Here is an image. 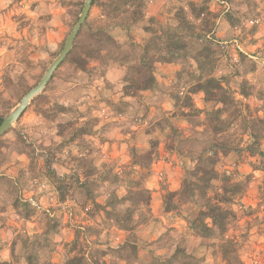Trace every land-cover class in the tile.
<instances>
[{"label": "rangeland", "instance_id": "374dc122", "mask_svg": "<svg viewBox=\"0 0 264 264\" xmlns=\"http://www.w3.org/2000/svg\"><path fill=\"white\" fill-rule=\"evenodd\" d=\"M83 4L0 0V122L59 55ZM100 29L115 45L97 55ZM150 39L186 50L172 63L151 55L154 86L125 95ZM209 79L225 105L201 91ZM222 147L233 149L215 169L238 187L227 189L223 234L203 236L191 225L203 199L181 187L202 149ZM223 188L213 181L206 196ZM182 252L201 264H264V0H96L0 137V263L66 264L83 253L84 264H177Z\"/></svg>", "mask_w": 264, "mask_h": 264}, {"label": "trees", "instance_id": "16d2710c", "mask_svg": "<svg viewBox=\"0 0 264 264\" xmlns=\"http://www.w3.org/2000/svg\"><path fill=\"white\" fill-rule=\"evenodd\" d=\"M93 1V4H95ZM111 10L106 13V16H114V13L118 10L116 6L110 5ZM134 18H132L133 21ZM87 21V19H86ZM85 23L82 25H86ZM81 27V28H82ZM81 30V29H80ZM79 30V33H80ZM78 33V35H79ZM77 35V36H78ZM95 37L100 36L101 40H98L100 45V49L95 51V54L99 55V50L101 51L106 46H113L115 45V41L111 38V36L101 29L94 34ZM186 50L185 44L180 42V44H165L162 47H158L153 39L148 40L145 44L140 48V57L136 66L132 68L135 70V77L127 79V86L124 88L125 95H133L134 93L144 92L151 89L154 86V78H153V68L155 62L151 55L155 53L165 52L168 55L167 59L162 60L163 63H172L174 61V57L180 55L183 51ZM151 56V58H149ZM181 56V55H180ZM179 56V58H180ZM88 58H92V56H88ZM81 69L85 67V60H81ZM201 91L204 93L205 97L209 101H215L222 105L226 104V94H224L223 89L221 86L213 79H209L207 81V86H205ZM222 92L220 96H218L217 92ZM199 112V111H198ZM221 110H217L216 114H220ZM184 115V114H183ZM214 131H217L214 129ZM232 147V146H230ZM233 148L222 147L221 149H217L216 152L209 150V149H202L201 153L198 157V167L196 169L197 176H195L192 180V175L189 173L188 179H184L181 187V192L184 193L183 195H189V197L197 191V194L203 199L202 206L203 209L200 210L197 214V219L191 224L193 226H197L200 232H203V236L205 234L211 233L213 228L216 229L219 234H223L226 228V219L229 216V211L225 209V206L228 205L232 201V196L234 193L228 191L227 189L232 185L231 188L238 187L236 184H231L229 178L225 175L220 176L215 166L217 164V157L219 156V152L224 154L225 151L232 150ZM213 181H218L223 185L224 193L219 196L218 198L215 197L213 200L209 198L207 195V190L211 187V183ZM171 195V194H170ZM169 195V196H170ZM172 195H176V193H172ZM217 198V199H216ZM166 198L164 204L166 205L165 211L168 212L172 210L168 204H166ZM205 219H208L209 222H205ZM226 244V243H225ZM220 249H224L222 244H219ZM81 251V249H80ZM226 252L225 250H223ZM235 253V250H234ZM228 255V254H227ZM85 254H79L77 256L71 257L66 264H84L86 257ZM173 259L176 260L177 264H201L195 261L193 258L187 256L184 252L180 254L173 255ZM181 259V260H179ZM179 262V263H178ZM6 264V263H0Z\"/></svg>", "mask_w": 264, "mask_h": 264}, {"label": "water", "instance_id": "95a60500", "mask_svg": "<svg viewBox=\"0 0 264 264\" xmlns=\"http://www.w3.org/2000/svg\"><path fill=\"white\" fill-rule=\"evenodd\" d=\"M93 1L94 0H84V4L81 13L77 19V22L75 23L72 30L69 32L65 40L64 46L60 51L59 55L50 64L47 71L42 76L41 80L22 97L15 110L2 118L0 122V137L20 118V116L23 114V112L29 105L30 101L45 88V86L51 79L53 73L56 71L59 65L64 61V59L71 50L72 44L75 38L77 37L79 30L81 29L82 25L85 23L89 15Z\"/></svg>", "mask_w": 264, "mask_h": 264}, {"label": "built area", "instance_id": "2783aa9c", "mask_svg": "<svg viewBox=\"0 0 264 264\" xmlns=\"http://www.w3.org/2000/svg\"><path fill=\"white\" fill-rule=\"evenodd\" d=\"M30 202H31V200H30ZM32 203V205H35L37 208H39V206H37L35 203H33V202H31Z\"/></svg>", "mask_w": 264, "mask_h": 264}]
</instances>
